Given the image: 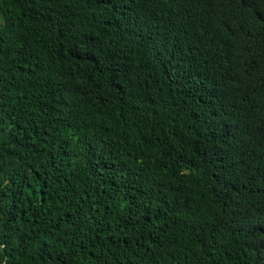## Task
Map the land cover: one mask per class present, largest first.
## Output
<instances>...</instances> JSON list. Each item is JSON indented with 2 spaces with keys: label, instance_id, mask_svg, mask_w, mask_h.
<instances>
[{
  "label": "trees",
  "instance_id": "1",
  "mask_svg": "<svg viewBox=\"0 0 264 264\" xmlns=\"http://www.w3.org/2000/svg\"><path fill=\"white\" fill-rule=\"evenodd\" d=\"M0 264H264V0H0Z\"/></svg>",
  "mask_w": 264,
  "mask_h": 264
}]
</instances>
